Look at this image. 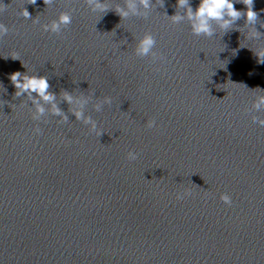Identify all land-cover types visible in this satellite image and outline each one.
<instances>
[{"label": "clouds", "instance_id": "clouds-1", "mask_svg": "<svg viewBox=\"0 0 264 264\" xmlns=\"http://www.w3.org/2000/svg\"><path fill=\"white\" fill-rule=\"evenodd\" d=\"M51 0H44L45 5L49 4ZM95 0H89V3H94ZM241 2L246 6V11L241 13L240 11L236 10L234 7L233 0H200V4L195 12L192 11L190 7H188V18L192 21V33L195 36H207L211 37L213 35V30L211 28L210 22L212 20L221 21V27L227 29L233 22L240 19L243 15L246 17V22L249 24H254L257 20V12L253 10L254 0H241ZM29 3H36V0H29ZM141 3L144 5L145 8L149 6V0H141ZM188 5V0H178V6L184 7ZM97 8H100L103 11H107V8L101 4H96ZM130 8L134 9V6L129 4ZM6 5L0 0V12L5 11ZM118 14L121 18L128 16V12L123 11L122 9H117ZM24 19H30V14L26 8H22L20 13ZM229 17L230 19H225V17ZM181 19L180 16L173 17L174 21H179ZM72 22L71 16L66 13H62L58 20L53 21L50 26V30L52 32L59 31L60 25H69ZM44 31H49V26L44 25L42 26ZM9 32V28L2 22H0V37H4ZM155 41L151 35H145L144 38L139 42L137 51L141 55H147L151 48L153 47ZM256 56L259 59V62L264 63V49L259 50L256 53ZM13 58H15V53H13ZM13 86L17 89L16 95L20 96L24 92H28L31 94L32 92L37 93V95L43 99L45 102H52L55 100V96L52 93L48 92L49 83L46 76H29L27 74H22L21 72H13L10 74L9 77ZM65 100L69 103L72 101V96L65 93L64 94ZM34 103H37L34 101ZM259 103H264V97L260 98ZM259 103L255 106L258 108ZM99 110V108H97ZM37 112L43 113L44 108L37 105ZM53 113L55 115H60V110L53 104ZM76 118L79 120L82 118L83 113L80 111H76L74 113ZM67 119L66 117L64 118ZM91 122V118H86L85 123ZM254 123H259V125L264 126V119H259L257 117L253 118ZM155 124L154 120H149L147 126L149 128L153 127ZM93 127L95 124L93 123ZM37 133L40 132V129L37 127L35 129ZM99 134V133H98ZM137 158V153L129 151L127 155V159L135 160ZM184 195H191L190 192H185ZM183 196L180 194L177 195V199H182ZM221 201H223L227 205H231L232 199L231 196L227 193L221 194L220 196Z\"/></svg>", "mask_w": 264, "mask_h": 264}, {"label": "water", "instance_id": "water-1", "mask_svg": "<svg viewBox=\"0 0 264 264\" xmlns=\"http://www.w3.org/2000/svg\"><path fill=\"white\" fill-rule=\"evenodd\" d=\"M6 9L0 12V22L4 23L9 32L0 37V87L12 70L35 26L42 16L45 8L44 0H36V3H29V0H2ZM22 8H26L30 19H24L19 15ZM15 53V58H13Z\"/></svg>", "mask_w": 264, "mask_h": 264}]
</instances>
